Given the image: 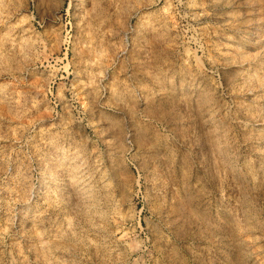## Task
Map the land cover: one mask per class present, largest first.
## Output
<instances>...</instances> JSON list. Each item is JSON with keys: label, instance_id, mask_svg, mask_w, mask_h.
Returning <instances> with one entry per match:
<instances>
[{"label": "rangeland", "instance_id": "374dc122", "mask_svg": "<svg viewBox=\"0 0 264 264\" xmlns=\"http://www.w3.org/2000/svg\"><path fill=\"white\" fill-rule=\"evenodd\" d=\"M224 1L0 0V264H264V0Z\"/></svg>", "mask_w": 264, "mask_h": 264}, {"label": "bare ground", "instance_id": "6f19581e", "mask_svg": "<svg viewBox=\"0 0 264 264\" xmlns=\"http://www.w3.org/2000/svg\"><path fill=\"white\" fill-rule=\"evenodd\" d=\"M238 6L240 8L243 9L244 13L241 15L240 20L242 21V26L244 29L247 30H251L254 26L255 23H253V21L250 20L251 16L253 15V10H255V8L258 6H255L256 4L252 3V0H227L224 1L220 6L222 7H234V6ZM261 6V5H259ZM257 10V9H256ZM89 14V13H88ZM255 15V14H254ZM260 16V14H259ZM256 18V17H255ZM263 23V22H262ZM240 25V24H239ZM238 25V26H239ZM256 25H259V23L257 22ZM261 25V24H260ZM240 27V26H239ZM241 28V27H240ZM257 28V27H256ZM260 31V30H258ZM127 32V31H126ZM8 94V93H7ZM25 102V101H24ZM16 106V105H15Z\"/></svg>", "mask_w": 264, "mask_h": 264}]
</instances>
